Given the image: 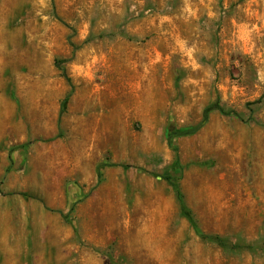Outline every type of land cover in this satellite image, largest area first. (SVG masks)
Listing matches in <instances>:
<instances>
[{"label": "rangeland", "instance_id": "rangeland-1", "mask_svg": "<svg viewBox=\"0 0 264 264\" xmlns=\"http://www.w3.org/2000/svg\"><path fill=\"white\" fill-rule=\"evenodd\" d=\"M0 264H264V0H0Z\"/></svg>", "mask_w": 264, "mask_h": 264}, {"label": "trees", "instance_id": "trees-1", "mask_svg": "<svg viewBox=\"0 0 264 264\" xmlns=\"http://www.w3.org/2000/svg\"><path fill=\"white\" fill-rule=\"evenodd\" d=\"M213 112H220L221 114L223 115H226V116H235V117H238V113L234 110H226L224 109L220 102L217 101L215 103H213L212 105H210L206 110H205V113H204V120L202 122L201 125H204L208 122V119H209V116L213 113ZM198 130V129H197ZM103 167H100L98 169V176L99 178L101 177V169ZM206 240L210 241L211 243L215 244V245H218L219 247H222L224 249H230V250H239L241 249V245H231V243L227 242L225 239L219 237V236H206L205 237Z\"/></svg>", "mask_w": 264, "mask_h": 264}]
</instances>
